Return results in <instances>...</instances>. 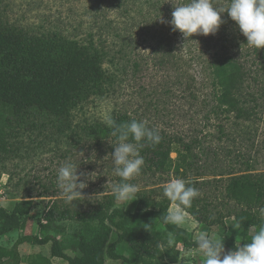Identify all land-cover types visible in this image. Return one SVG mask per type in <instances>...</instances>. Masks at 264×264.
Segmentation results:
<instances>
[{
    "label": "trees",
    "instance_id": "obj_1",
    "mask_svg": "<svg viewBox=\"0 0 264 264\" xmlns=\"http://www.w3.org/2000/svg\"><path fill=\"white\" fill-rule=\"evenodd\" d=\"M108 1L125 4L120 5L126 12L129 13L130 7L141 17L130 18L123 24L114 23L118 29L116 38L121 41L116 52L104 47L102 38H91L88 43L81 44L60 34L37 35L7 24L0 17V134L9 123L3 110L20 119L45 114L66 120L72 110L91 97L107 95L110 84L116 79L105 68L107 57L116 66L115 73L129 74L132 69L138 73L142 71L132 54L135 32L142 30L140 25L147 28L165 15L168 0ZM222 20L224 23L215 35L194 34L184 38L183 47L188 49H185L181 64L173 49L168 50L171 43L166 44L161 39L159 64H169L171 71L177 73L176 82L182 85L190 78L195 81L189 76V64L199 63V75L203 76V80L200 79L212 87L208 112L210 119L214 116L218 139L231 140L234 132H245L241 144L253 146L255 152L240 149L235 163L228 165L231 170L227 173L223 168L225 165H213V177L219 178L209 181L202 176V156L218 154L206 147L205 137L186 138L159 128L160 143L150 145L145 142L140 154L145 160L142 173L184 178L199 189L200 196L185 210L207 231L217 225L225 226L226 218L233 219L238 237L232 234L221 237L225 250L232 251L236 243L249 242L264 222L260 215L264 208V168L258 169L264 164V48L248 46L247 38L226 12L222 14ZM112 119L117 124L141 120L128 110L115 113ZM86 133L95 140L116 142L106 123L89 125ZM0 143L6 151V144ZM173 153L177 155L175 159L171 157ZM192 173L197 178H190ZM152 194L157 195L159 201L151 199ZM137 198L146 209L127 212L116 208L113 193L104 195L86 213L72 212L58 199L52 200L43 217L47 223L39 222L38 235L21 236L10 247L0 244V264H21L23 257L19 247L24 243L51 245L50 256L36 254L27 264H53L52 258L63 259L68 264H106L107 259L126 264H176L181 251L176 247L163 248L155 230L156 223L162 224L185 250H198L197 239L192 238L188 230L163 222V214L172 205L163 195V188L139 191ZM213 198L218 201L217 205ZM32 205L33 202L27 200L17 203L11 211L0 207V236L24 227ZM218 205L226 212L217 211ZM74 220L80 222L79 230L70 240H61L66 232L64 222ZM145 224L151 225L149 231L144 228ZM115 232L118 237L111 242ZM128 251L130 255L126 254Z\"/></svg>",
    "mask_w": 264,
    "mask_h": 264
},
{
    "label": "rangeland",
    "instance_id": "obj_2",
    "mask_svg": "<svg viewBox=\"0 0 264 264\" xmlns=\"http://www.w3.org/2000/svg\"><path fill=\"white\" fill-rule=\"evenodd\" d=\"M168 1L165 2L167 6L169 5L168 9L162 16L164 21L172 19L173 3L172 0ZM180 1L175 0L177 3H183ZM215 2L220 6H226L228 3L227 0ZM120 4L125 6L120 2L108 0H0V17L7 24L25 28L37 35L60 34L81 44L88 43L91 38H102L104 47L116 52L121 46V41L116 38L118 29L114 23L123 24L130 18H141L130 7L129 13L126 12ZM139 28L142 30L135 32L136 41L132 54L133 59L140 63L142 71L138 73L132 69L129 74L115 73L116 66L112 65V61L107 57L105 68L116 76L110 84V92L101 97H91L72 110L66 120L50 118L45 114L20 119L11 115L8 110H3L9 123L0 134V141L7 147L4 151L0 143V206L5 205L13 209L17 203L31 200L33 205L30 214V234H39V222L44 219L46 209L52 200L58 199L72 212L79 210L86 213L91 211L104 195L112 193L111 185L120 180L114 172L110 156L114 152L112 144H115V141L92 139L87 135L86 128L97 122L105 123L121 110H128L141 120L148 121L151 126L170 134L186 138L197 135L205 137L206 147L218 154L202 156L200 166L203 167V179L207 181L219 178L213 177V165H225L223 168L227 173L231 170L228 165L235 163L240 149L252 154L255 152L253 146L246 147V144H241V137L246 134L245 132H234L231 140L218 139L214 116L210 119L208 112L210 109L208 104L212 103V87L207 82L203 83V76L199 75L201 70L199 63L192 62L189 64L190 69L189 66L186 68L189 76L195 78V81H191L190 78L182 85L176 82L177 73L171 71L169 64L165 66L159 64L161 52L158 44L161 39H164L166 44L171 43L168 50L173 49L179 57V63H182L181 58L185 49H188L183 47L182 33L178 30L172 31L171 26L168 23H161L160 19L150 23L147 28L144 25H140ZM176 156L175 153L171 155L173 159ZM68 161L77 165L78 175L93 173L92 179L82 177L87 179L88 186L82 190L83 196L72 202L66 201L57 183V171ZM260 166L258 169L264 168V164ZM189 176L197 178L194 173ZM172 178L175 177L167 174L154 176L141 171L140 175L129 182L137 184L140 191H149L163 188ZM222 184L223 182L219 186L222 187ZM134 199L136 200L128 205L115 201V207L127 212L146 209L137 196ZM151 199L159 201L155 194L151 195ZM213 202L218 204L214 198ZM231 206L234 207V204ZM219 210L225 211L222 205H218L217 211ZM185 215L186 222L180 227L188 230L194 239H197L201 232L217 238L227 234L238 237L232 218L225 219V226L217 225L207 231L205 226L198 223L186 210ZM64 226L66 232L61 236V240L67 241L81 225L78 220H74L64 222ZM155 230L164 249L176 247L181 251L176 264H203V256L199 250H185L181 244L176 243L175 237L169 234L162 224L156 223ZM17 231L18 235L14 231L7 236H0V244L12 246L17 236L22 234L19 229ZM117 237L118 233L115 232L111 242ZM170 237L173 239L172 245L167 244ZM37 249L43 254L50 252V248L46 246H38ZM228 251L231 250H225ZM126 254L131 253L128 251ZM28 255L24 253L21 264H27L36 254H32L31 257ZM106 264L126 263L107 259Z\"/></svg>",
    "mask_w": 264,
    "mask_h": 264
},
{
    "label": "clouds",
    "instance_id": "obj_3",
    "mask_svg": "<svg viewBox=\"0 0 264 264\" xmlns=\"http://www.w3.org/2000/svg\"><path fill=\"white\" fill-rule=\"evenodd\" d=\"M172 19L168 23L172 31H180L184 38L198 35H215L224 23L222 14L236 22L241 33L247 38V45L256 49L264 48V0H228L226 6L217 5L215 0H187L177 3L172 0ZM185 46V45H184ZM116 137L111 161L115 174L120 178L111 185L115 200L127 205L136 200L139 186L130 183L140 175L145 164L140 149L144 143L159 144L162 137L158 127L149 126L146 120L132 119L130 122L117 124L109 118L105 121ZM77 165L71 161L63 163L57 171V183L67 202L78 200L92 179L93 173L77 174ZM85 177L87 179H82ZM163 195L174 205L163 214L166 224L182 226L186 222L185 209L191 208L193 201L200 196V191L189 180L172 178L163 187ZM264 217V208L260 210ZM150 224H145L149 231ZM168 245L173 244L170 237ZM196 247L203 256V264H264V222L260 224L250 241L241 245L236 243L235 250L225 252L224 238H217L201 232L196 240Z\"/></svg>",
    "mask_w": 264,
    "mask_h": 264
},
{
    "label": "crops",
    "instance_id": "obj_4",
    "mask_svg": "<svg viewBox=\"0 0 264 264\" xmlns=\"http://www.w3.org/2000/svg\"><path fill=\"white\" fill-rule=\"evenodd\" d=\"M0 207H4V208H6L9 211L13 210V209L8 208V206H5V205H1ZM30 219L31 218H29V220L27 221V223H26V225L24 227H19L18 228L22 232V234H19V236H17V239L19 237H21V236L36 235L35 233H32V234L29 233V232H31L30 231V226H31L30 225V223H31ZM17 230H16V234L18 233ZM38 246H40V245H36V244H32V243H24V244L20 245L19 251L21 253V256L24 258V253H28L29 254L28 257H31L32 254H34V255L35 254H39L41 251L37 249ZM45 246L51 248L50 244L45 245ZM44 255L50 256V252H49V254H44ZM52 262H53V264H68L67 261H65L63 259H60V258H52Z\"/></svg>",
    "mask_w": 264,
    "mask_h": 264
},
{
    "label": "built area",
    "instance_id": "obj_5",
    "mask_svg": "<svg viewBox=\"0 0 264 264\" xmlns=\"http://www.w3.org/2000/svg\"><path fill=\"white\" fill-rule=\"evenodd\" d=\"M42 223H43V224H46V223H47V221H46L45 219H43V220H42Z\"/></svg>",
    "mask_w": 264,
    "mask_h": 264
}]
</instances>
